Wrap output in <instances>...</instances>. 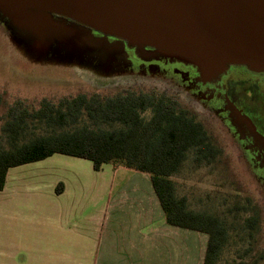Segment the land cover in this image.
<instances>
[{
    "label": "water",
    "instance_id": "1",
    "mask_svg": "<svg viewBox=\"0 0 264 264\" xmlns=\"http://www.w3.org/2000/svg\"><path fill=\"white\" fill-rule=\"evenodd\" d=\"M0 23L30 60H56L108 79L127 75L116 72L125 50L93 30L141 54L152 48L157 58L191 65L205 83L235 65L264 74V0H0ZM232 106L235 125L264 143Z\"/></svg>",
    "mask_w": 264,
    "mask_h": 264
},
{
    "label": "rangeland",
    "instance_id": "2",
    "mask_svg": "<svg viewBox=\"0 0 264 264\" xmlns=\"http://www.w3.org/2000/svg\"><path fill=\"white\" fill-rule=\"evenodd\" d=\"M153 87L177 93L163 84L137 83L130 74L108 79L79 66L56 60H30L0 23V142L6 112L16 101L39 108L45 99L57 102L63 97L71 98L80 94L113 96L127 89L150 91ZM178 99L197 116L222 151L212 164L197 165L194 154L188 155L180 172L172 177L178 196L187 198L189 209L216 216L226 225L229 239L217 264H264L263 193L240 147L209 111L189 102L184 93ZM29 132L40 134L43 130L31 125ZM144 175L113 164L105 165L102 171L96 172L90 161L57 154L44 161L12 169L10 181L37 180L27 182L33 185L28 188L38 185L44 194L51 189L56 190L62 183L68 187L72 196L68 199L73 198L78 205L76 215L84 210L87 216L105 210L122 188L125 191L131 188L130 180H143ZM2 195L0 192V201L3 200ZM66 200L61 198L62 202ZM28 201L33 202L32 199ZM23 203L19 201L18 205ZM257 212V222L252 226L250 218ZM2 228L1 220L0 234L3 233ZM2 251L1 241L0 253ZM60 264L74 263L64 260Z\"/></svg>",
    "mask_w": 264,
    "mask_h": 264
},
{
    "label": "trees",
    "instance_id": "3",
    "mask_svg": "<svg viewBox=\"0 0 264 264\" xmlns=\"http://www.w3.org/2000/svg\"><path fill=\"white\" fill-rule=\"evenodd\" d=\"M149 114L147 117L146 115ZM31 125L43 130L29 132ZM0 191L8 172L64 155L90 161L96 172L108 164L149 176L168 225L208 236L204 264H217L229 239L224 222L189 209L172 177L190 153L197 165L212 164L222 154L197 116L159 92L127 89L113 96L80 94L39 108L16 101L1 129ZM63 184L57 187L61 193ZM258 212L250 218L252 226ZM236 264H247L239 262Z\"/></svg>",
    "mask_w": 264,
    "mask_h": 264
},
{
    "label": "crops",
    "instance_id": "4",
    "mask_svg": "<svg viewBox=\"0 0 264 264\" xmlns=\"http://www.w3.org/2000/svg\"><path fill=\"white\" fill-rule=\"evenodd\" d=\"M11 170L0 191V264H204L208 236L168 225L147 175L105 210L77 216L66 185L44 194L28 188L37 180L10 181Z\"/></svg>",
    "mask_w": 264,
    "mask_h": 264
},
{
    "label": "flooded vegetation",
    "instance_id": "5",
    "mask_svg": "<svg viewBox=\"0 0 264 264\" xmlns=\"http://www.w3.org/2000/svg\"><path fill=\"white\" fill-rule=\"evenodd\" d=\"M55 19L58 20L59 17L55 16ZM63 21L75 24L70 19ZM92 33L96 38L107 39L111 45L124 48L126 60L122 63L124 68L116 72L123 71L132 75L137 83L163 84L177 93L172 94L166 88L159 87L149 90L165 94L181 105L178 97L184 93L189 102H194L205 111H209L240 147L264 199V143H260L249 130L235 125V114L232 109L234 105L243 116L250 118L258 133L264 136L263 73H253L244 66L235 65L217 80L205 83L197 68L191 65L157 58L152 48L147 49L148 54H141L121 39L106 36L95 30Z\"/></svg>",
    "mask_w": 264,
    "mask_h": 264
}]
</instances>
